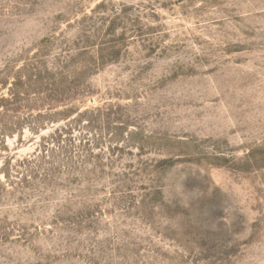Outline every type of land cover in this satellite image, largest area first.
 I'll use <instances>...</instances> for the list:
<instances>
[{
  "label": "rangeland",
  "instance_id": "1",
  "mask_svg": "<svg viewBox=\"0 0 264 264\" xmlns=\"http://www.w3.org/2000/svg\"><path fill=\"white\" fill-rule=\"evenodd\" d=\"M0 264H264V0H0Z\"/></svg>",
  "mask_w": 264,
  "mask_h": 264
}]
</instances>
